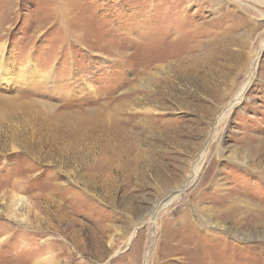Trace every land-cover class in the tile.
Masks as SVG:
<instances>
[{
    "label": "rangeland",
    "instance_id": "obj_1",
    "mask_svg": "<svg viewBox=\"0 0 264 264\" xmlns=\"http://www.w3.org/2000/svg\"><path fill=\"white\" fill-rule=\"evenodd\" d=\"M2 44L0 264H264V0H0Z\"/></svg>",
    "mask_w": 264,
    "mask_h": 264
},
{
    "label": "bare ground",
    "instance_id": "obj_2",
    "mask_svg": "<svg viewBox=\"0 0 264 264\" xmlns=\"http://www.w3.org/2000/svg\"><path fill=\"white\" fill-rule=\"evenodd\" d=\"M4 44L0 45V86H3L5 84L10 85L9 81H11L10 79L6 78V77H8V75L10 73L9 72L10 71L9 66L11 64V61H10V56H7L8 49L6 48V46ZM33 62L34 61H32L31 58L28 60V66H26V67L22 68V70H20L19 75H17L18 78L20 80H23V81H26V80L27 81L28 80L33 81V79H34L35 81H39L41 84L46 83L50 77L44 76V75H39L38 70L34 66L35 64ZM254 63H256V61ZM246 85L245 86L243 85L244 87L242 88V91L245 90V88L247 87ZM229 109H231V108H229ZM172 198H173V195L172 194L169 195V197H167L165 200L161 201L160 204L157 205L158 208L164 207L167 203H169V200L170 201L172 200ZM154 219H155V217H153V220Z\"/></svg>",
    "mask_w": 264,
    "mask_h": 264
},
{
    "label": "water",
    "instance_id": "obj_3",
    "mask_svg": "<svg viewBox=\"0 0 264 264\" xmlns=\"http://www.w3.org/2000/svg\"><path fill=\"white\" fill-rule=\"evenodd\" d=\"M183 189L182 188L174 189L173 191H171V193H175V192H178L179 190H183Z\"/></svg>",
    "mask_w": 264,
    "mask_h": 264
}]
</instances>
